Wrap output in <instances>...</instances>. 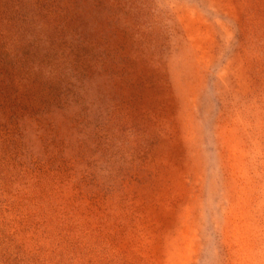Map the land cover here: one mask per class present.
I'll list each match as a JSON object with an SVG mask.
<instances>
[{
	"label": "rangeland",
	"instance_id": "obj_1",
	"mask_svg": "<svg viewBox=\"0 0 264 264\" xmlns=\"http://www.w3.org/2000/svg\"><path fill=\"white\" fill-rule=\"evenodd\" d=\"M4 2L0 264H264V0H59L31 55Z\"/></svg>",
	"mask_w": 264,
	"mask_h": 264
},
{
	"label": "trees",
	"instance_id": "obj_2",
	"mask_svg": "<svg viewBox=\"0 0 264 264\" xmlns=\"http://www.w3.org/2000/svg\"><path fill=\"white\" fill-rule=\"evenodd\" d=\"M29 5V8H26L21 5L20 0H5L3 4L4 13L8 11L9 17L6 21V30L9 32L5 39L11 37L10 41H13L14 44L21 43L22 50L26 55H31L32 53H36L40 50V45L42 42L48 40V36L45 33H39L40 28L49 26L51 29L56 31L58 34V39L62 40L64 38L69 39L67 32L61 31L58 26L62 24L58 20L59 14H63L64 11L67 10L65 6L59 3V0H37L35 5ZM26 27V28H25ZM84 31V30H83ZM82 30H79V33H83ZM85 34H87L84 31ZM72 36H70L71 41ZM80 40L76 39L74 44L67 50V55L70 53L73 55V63L74 67L71 69V76L73 77L72 82H68L67 93L70 99L74 100L78 104L81 103V95L83 90L82 81L84 80L85 73L84 69H82V65L79 63V57H81L82 52L86 50L83 48V45L86 41H84V37L79 35ZM83 40V41H82ZM7 43H1L2 47H4ZM96 47L93 50L96 51L97 56H99L103 50L101 46L95 45ZM19 47V46H18ZM20 50V47L18 48ZM8 54L7 51H3L0 54V63L4 65L5 56ZM45 56H48L47 53H44ZM89 54V51L87 52ZM22 60H25L22 57ZM32 61L31 63H33ZM0 71L5 75L7 79L8 74L2 70L0 67ZM9 118L11 119V136L14 137L17 131V117L14 116V113H10Z\"/></svg>",
	"mask_w": 264,
	"mask_h": 264
}]
</instances>
